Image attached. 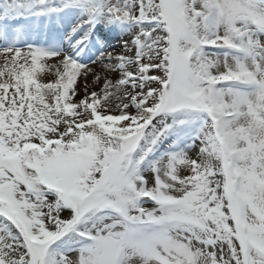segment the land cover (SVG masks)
Masks as SVG:
<instances>
[{
    "label": "snow or ice",
    "instance_id": "obj_1",
    "mask_svg": "<svg viewBox=\"0 0 264 264\" xmlns=\"http://www.w3.org/2000/svg\"><path fill=\"white\" fill-rule=\"evenodd\" d=\"M0 264H264V0H0Z\"/></svg>",
    "mask_w": 264,
    "mask_h": 264
},
{
    "label": "rangeland",
    "instance_id": "obj_2",
    "mask_svg": "<svg viewBox=\"0 0 264 264\" xmlns=\"http://www.w3.org/2000/svg\"><path fill=\"white\" fill-rule=\"evenodd\" d=\"M117 39H118V37H117ZM112 42H115V41H112ZM49 64H54V61H51V63L49 62ZM42 75L44 76L45 81L52 80L55 78V69L54 68H51V69L46 68L44 70V72L42 73ZM90 90H92V89H90Z\"/></svg>",
    "mask_w": 264,
    "mask_h": 264
},
{
    "label": "bare ground",
    "instance_id": "obj_3",
    "mask_svg": "<svg viewBox=\"0 0 264 264\" xmlns=\"http://www.w3.org/2000/svg\"><path fill=\"white\" fill-rule=\"evenodd\" d=\"M113 43H115V42H113ZM50 63H51V61H49ZM92 90H94V89H92Z\"/></svg>",
    "mask_w": 264,
    "mask_h": 264
}]
</instances>
